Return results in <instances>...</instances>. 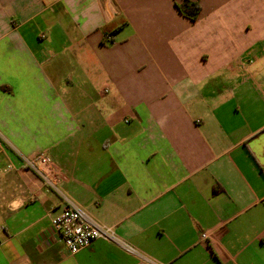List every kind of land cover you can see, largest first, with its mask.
<instances>
[{"label":"crops","instance_id":"1","mask_svg":"<svg viewBox=\"0 0 264 264\" xmlns=\"http://www.w3.org/2000/svg\"><path fill=\"white\" fill-rule=\"evenodd\" d=\"M184 1L0 0V264H264V0Z\"/></svg>","mask_w":264,"mask_h":264},{"label":"built area","instance_id":"2","mask_svg":"<svg viewBox=\"0 0 264 264\" xmlns=\"http://www.w3.org/2000/svg\"><path fill=\"white\" fill-rule=\"evenodd\" d=\"M110 39L108 35L105 36ZM24 165L32 170L50 191L59 192L62 181V173L53 160L45 155L39 154L32 158L23 157ZM13 165H8L2 171L8 173ZM52 231L57 234L63 242L65 252L75 255L83 249L88 248L98 240L104 239L123 246L130 253H137L130 246L122 243L116 236L111 226L103 225L94 221L83 209L69 203L63 210L52 218ZM202 240L208 238L206 233L201 235Z\"/></svg>","mask_w":264,"mask_h":264},{"label":"trees","instance_id":"3","mask_svg":"<svg viewBox=\"0 0 264 264\" xmlns=\"http://www.w3.org/2000/svg\"><path fill=\"white\" fill-rule=\"evenodd\" d=\"M178 9L185 17H187L191 21H196L200 13L199 5L189 0H185L182 4H180L178 6ZM219 190H220V187L215 189L216 192H218Z\"/></svg>","mask_w":264,"mask_h":264}]
</instances>
